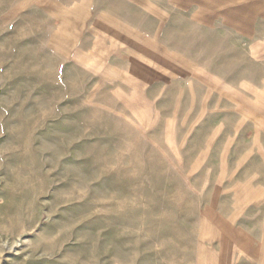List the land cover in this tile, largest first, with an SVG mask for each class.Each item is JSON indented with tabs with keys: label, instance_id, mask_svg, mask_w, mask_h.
Here are the masks:
<instances>
[{
	"label": "rangeland",
	"instance_id": "obj_1",
	"mask_svg": "<svg viewBox=\"0 0 264 264\" xmlns=\"http://www.w3.org/2000/svg\"><path fill=\"white\" fill-rule=\"evenodd\" d=\"M211 1L215 27L185 23L172 47L185 76L128 95L95 92L80 67L94 60L50 46L53 21L34 0H0V264L132 261L139 231L163 264L180 244L191 252L205 214H240L233 186L256 175L257 131L226 94L264 81V0H248L247 15ZM230 16L245 17V46Z\"/></svg>",
	"mask_w": 264,
	"mask_h": 264
},
{
	"label": "crops",
	"instance_id": "obj_2",
	"mask_svg": "<svg viewBox=\"0 0 264 264\" xmlns=\"http://www.w3.org/2000/svg\"><path fill=\"white\" fill-rule=\"evenodd\" d=\"M207 1L38 0L35 3L34 0V6H38L53 21L50 46L60 45L72 50L79 47L81 60L89 57L94 60L90 67H80L88 72L90 78L96 79V93L130 95L138 91L135 90L137 86L146 90L158 81L162 83L172 76H185L182 72L185 65L183 60H179L183 53L172 47L179 45L176 40L179 35L184 37L185 23L198 32L201 28L211 31L215 27L216 4ZM225 4L231 13H237L239 8L240 14L248 13V0H226ZM230 19L232 21L233 17L230 16ZM244 19L242 16L234 23L226 24L229 29L240 31L241 39L236 42L242 46L248 40ZM258 22L264 26V15H259ZM196 38L201 41V37L193 36V40ZM153 53H156L155 58ZM72 56L73 53L71 57H66V61L70 60L76 67ZM192 63L199 62L193 59ZM187 69L200 73L198 66L190 65ZM106 73L114 78L127 79L129 84L119 85L115 80H106ZM207 77L210 81L216 78L211 72H207ZM245 78L248 79L247 73ZM240 88L242 91H230L235 95H226L239 104L237 108L243 107V110L252 112L258 144L257 152L249 149L256 154V175L248 176L233 186L237 191L234 197L236 207H240L241 212L239 215L231 212L227 216L205 214L198 221L191 252H186L190 248L186 250L185 245L180 244L176 252L168 254L163 264H264V81L254 85L245 80L240 83ZM252 156L250 153L249 157ZM234 221L241 222L240 228L233 227ZM149 250L143 241V232H134L132 261L131 258L125 261L109 256L102 264H159L150 262L152 255ZM164 255L167 254H161V260Z\"/></svg>",
	"mask_w": 264,
	"mask_h": 264
}]
</instances>
